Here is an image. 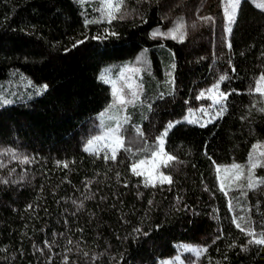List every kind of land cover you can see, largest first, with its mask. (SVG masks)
<instances>
[{"label": "trees", "instance_id": "16d2710c", "mask_svg": "<svg viewBox=\"0 0 264 264\" xmlns=\"http://www.w3.org/2000/svg\"><path fill=\"white\" fill-rule=\"evenodd\" d=\"M126 1L132 16L107 19L96 0H0V264H162L183 243L200 253L182 264H264V163L245 171L264 144L261 74L247 66L264 0L240 7L235 68L223 0ZM183 10L205 27L181 41L151 35ZM132 63L142 92L124 109V146L92 153L87 128L112 99L102 72ZM216 69L221 115L175 123L164 139L168 181L147 184L132 164L157 143L139 127L176 88L192 103ZM230 164L243 172L224 189L216 166Z\"/></svg>", "mask_w": 264, "mask_h": 264}, {"label": "rangeland", "instance_id": "374dc122", "mask_svg": "<svg viewBox=\"0 0 264 264\" xmlns=\"http://www.w3.org/2000/svg\"><path fill=\"white\" fill-rule=\"evenodd\" d=\"M96 1L99 2L101 14L106 16L107 19L132 16V9L126 0ZM244 1H222L223 20L219 28L223 31L224 41L222 40V42L228 49L229 55H235L233 58L231 57L230 65L232 68L238 66L236 54L242 55L244 52V46H235L232 41L234 26L240 17L239 10ZM260 4L264 10V3ZM192 12L188 14L183 10L177 16L172 14L169 16L170 18L166 24L160 28L153 29L151 35L159 39L173 38L178 41L184 40L188 36L191 37L192 34L203 29L206 24V21L204 22L194 16ZM262 15L264 16V12ZM204 19H206V16H204ZM256 19L257 17L253 21ZM261 23L263 25L264 20L263 22L259 20V24ZM103 33H111V30L105 29ZM97 36L94 35L95 38ZM79 38H76L77 42L83 39ZM255 39L259 42V48L257 52L252 53L247 58V66L250 67L252 65L261 74L256 91L264 96V26L260 27V34ZM215 40L217 41V38ZM214 75V78L208 84L193 90L192 95H195V97L192 103L187 102L188 99L191 101V98L182 97L177 88L174 89L170 96L161 97L153 108V112H156L150 116L145 128L141 129L139 127L143 135L157 143L154 150L144 154L140 158H136L132 164L134 172L147 184L168 181V176L162 169L172 159L164 148V139L168 130L175 123L189 122L205 125L211 123L221 115L224 108V98L226 97L225 93L220 89V81L224 72L216 69ZM102 77L110 85L111 103L97 118L91 121V124L87 128L89 135L84 141V147L92 153L105 152L109 155H115L124 146L121 126L124 109L138 101L142 92V85L138 79L139 67L133 63L126 64L117 72L115 77L111 73V70L106 68L102 72ZM165 108L168 109L161 110ZM262 163H264V144L260 145L258 143L254 146L249 156L247 166L245 167L246 173L253 175V168ZM216 171L220 186L224 189H227L231 183L240 179L243 172L237 164L217 165ZM199 253L200 248L198 245L183 243L180 244L178 252L171 258L162 260V264H182L184 263L185 255L197 256Z\"/></svg>", "mask_w": 264, "mask_h": 264}, {"label": "bare ground", "instance_id": "6f19581e", "mask_svg": "<svg viewBox=\"0 0 264 264\" xmlns=\"http://www.w3.org/2000/svg\"><path fill=\"white\" fill-rule=\"evenodd\" d=\"M236 188V187H235Z\"/></svg>", "mask_w": 264, "mask_h": 264}]
</instances>
